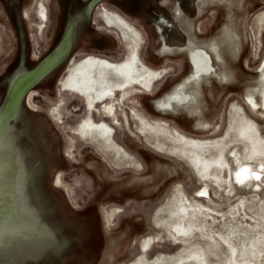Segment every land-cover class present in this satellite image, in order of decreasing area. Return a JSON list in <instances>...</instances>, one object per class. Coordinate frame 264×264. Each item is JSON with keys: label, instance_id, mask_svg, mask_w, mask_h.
<instances>
[{"label": "rangeland", "instance_id": "1", "mask_svg": "<svg viewBox=\"0 0 264 264\" xmlns=\"http://www.w3.org/2000/svg\"><path fill=\"white\" fill-rule=\"evenodd\" d=\"M115 1L0 0V264H95L111 240L116 264H264V109L246 101L264 69V0L178 12L154 0L162 22L146 35ZM231 17L237 57L222 33ZM210 39L222 83L191 67ZM198 117L210 127L194 129ZM239 163L258 179L237 183Z\"/></svg>", "mask_w": 264, "mask_h": 264}, {"label": "bare ground", "instance_id": "2", "mask_svg": "<svg viewBox=\"0 0 264 264\" xmlns=\"http://www.w3.org/2000/svg\"><path fill=\"white\" fill-rule=\"evenodd\" d=\"M121 1V0H120ZM126 1V0H125ZM129 1V0H128ZM206 1H216V0H200V7L203 6V4L206 3ZM218 1H226V3L228 5H230L232 3V0H218ZM117 3V2H116ZM125 3V2H124ZM118 4V3H117ZM129 4V3H128ZM178 6H175L174 7V10L176 12H178ZM197 7V6H196ZM165 8V7H164ZM166 9V8H165ZM174 11V12H175ZM21 12V11H20ZM132 12V11H131ZM17 13V12H16ZM60 13V11H59ZM182 13V12H180ZM80 14V13H79ZM81 15V14H80ZM170 15V14H169ZM10 16V15H9ZM77 16V15H76ZM173 17V16H172ZM186 17V16H185ZM229 17V16H228ZM175 18V17H174ZM76 19V18H75ZM176 19V18H175ZM232 17L229 19V21L227 23H225L223 26H222V33H223V36H224V39H227L229 40L230 42H233L234 44V48H233V51H232V54H233V57H237V55L239 54L240 52V36H239V33L236 29H233L231 26H230V21H231ZM189 21V20H188ZM24 22V21H23ZM55 24L56 23V19H55ZM71 22V21H70ZM69 22V23H70ZM192 22V21H191ZM190 24V22L188 23V25ZM58 25V24H57ZM186 26V25H185ZM59 27V26H58ZM174 27V26H173ZM57 28V27H56ZM180 28V27H179ZM158 29V27H157ZM181 29V28H180ZM193 29V28H192ZM57 30V29H56ZM161 35V34H160ZM196 35V34H195ZM90 36V35H88ZM89 39V38H88ZM70 41V40H69ZM86 41V40H85ZM107 41V40H106ZM198 42V41H197ZM191 42H189L190 44ZM193 43V42H192ZM191 43V44H192ZM66 44V43H65ZM105 45V44H104ZM193 45V44H192ZM206 45L208 46V48L211 50V54H209L207 51H204L203 49L201 48H197V47H194L192 49V54H191V64H192V70H193V73L195 75H203V79L205 80L206 78H210V77H215V79L219 82V83H222L224 82V78L225 76L228 74V70L226 69L225 67V60H224V56L222 55L221 53V50H220V47H219V43H217L215 41V39H210L206 42ZM58 46V45H57ZM80 46V45H79ZM78 46V47H79ZM168 46V45H167ZM170 48H171V45H169ZM68 47V46H67ZM166 47V46H165ZM174 51V50H173ZM72 53V52H71ZM29 54H30V50H29ZM31 57V56H30ZM234 59V58H232ZM54 60V58H51L48 63L46 64V66L50 65V63ZM213 60L216 62L214 63ZM71 61V60H70ZM70 63V62H69ZM69 65V64H68ZM68 65L66 66V69L68 67ZM20 68V67H19ZM3 69V68H2ZM66 71V70H65ZM27 72V71H25ZM35 72V71H34ZM19 74V72H18ZM16 75V74H15ZM38 74L35 73L33 75V77H36ZM32 77V76H31ZM258 80H257V83H259V87H257L254 91H251L249 92V94L246 96V101L249 103V105L257 110L260 106L264 109V69L261 71V74H259V76L257 77ZM13 79V77H12ZM15 79V78H14ZM61 79V78H60ZM30 80V79H29ZM54 81V80H53ZM52 81V82H53ZM210 81V80H209ZM200 82V81H199ZM50 83V82H49ZM202 83V81H201ZM30 82H27L21 87L18 89L17 91V94L16 96L14 97V100H13V104L16 103V100L18 98L19 95L22 94V92L29 86ZM48 84V83H47ZM52 84V83H51ZM200 84V83H199ZM11 85V84H10ZM46 84H44L45 86ZM38 87V86H37ZM191 87V85H190ZM200 90V89H199ZM201 94V93H200ZM31 95H32V92H30L28 94V103L30 105L31 104ZM27 96V95H26ZM199 96V95H198ZM8 97V96H7ZM171 97V96H170ZM199 98V97H198ZM7 99V98H6ZM173 101H178L181 99V96L178 94V93H175L172 95V98H171ZM184 99V97L182 98ZM8 100V99H7ZM199 101V99H198ZM6 102V101H5ZM170 102L169 101H166V102H163V105L165 106H169ZM200 104V103H199ZM196 106V105H194ZM200 107V106H199ZM199 107H196L193 109L194 112L198 111V108ZM1 108V106H0ZM192 108V107H191ZM184 110V109H183ZM200 112V110H199ZM198 112V113H199ZM14 118V117H13ZM211 125V121H209L208 119L206 118H201V117H198L197 119L194 120L193 124H192V127L196 130H203V129H208ZM252 126V125H251ZM11 128V127H10ZM12 131V130H11ZM247 132V129H243V132ZM15 134V133H14ZM14 137V136H13ZM184 143L186 144L187 147H189L190 149H192L193 151H202L204 147H202V145L196 143L195 141H191V142H188V141H185L183 139ZM16 143V142H15ZM64 144V143H63ZM17 153V151H16ZM63 154V152H62ZM17 155V154H16ZM17 163V161H16ZM28 163V162H27ZM192 163L194 165V167L197 169V171L200 173V174H205L206 172V169L208 167V161L205 160L204 158H201L200 155H196L194 159H192ZM18 165V164H17ZM15 167V166H14ZM19 168V166H16ZM17 172H20V171H17ZM234 172V178L236 180L237 183L239 184H244V183H248V182H251L252 180H256L258 179L259 177V173L252 169V166L248 165V164H240L238 165V168L237 170L233 171ZM19 176V174L17 175ZM23 177V176H22ZM60 173H57L56 176H55V182L58 184V183H61L60 181ZM232 178V176H231ZM54 179V178H53ZM54 182V183H55ZM25 184V183H24ZM59 185V184H58ZM57 186V185H56ZM26 188V187H25ZM29 189V188H28ZM27 191V190H26ZM29 191V190H28ZM27 191V192H28ZM64 191V190H63ZM7 192V191H6ZM29 194V193H28ZM6 195V194H5ZM31 195V194H30ZM100 195V194H99ZM8 197V196H6ZM13 197V196H12ZM32 197V196H31ZM19 199V198H18ZM27 199V198H26ZM33 199V198H31ZM30 200V199H29ZM14 203V202H13ZM20 207V206H19ZM17 208V207H16ZM36 208V207H35ZM20 209V208H19ZM15 210V208H14ZM38 211V210H37ZM39 212V211H38ZM11 213V212H10ZM15 212H13L14 214ZM16 215H17V212H16ZM18 218V217H17ZM15 221V220H13ZM19 221V220H18ZM27 221V220H26ZM22 222V221H21ZM28 223V222H27ZM36 225V224H35ZM49 228V227H48ZM13 229V228H12ZM18 229V228H17ZM50 229V228H49ZM10 230V229H9ZM35 230V229H34ZM104 231V230H103ZM15 232V231H14ZM13 232V233H14ZM26 232V231H25ZM105 232V231H104ZM53 234V233H51ZM19 235H22V234H19ZM27 235V234H26ZM26 239H28V236ZM54 235V234H53ZM12 236V235H11ZM23 236V235H22ZM52 236V235H51ZM50 238V237H49ZM31 241V240H30ZM114 241V240H112ZM5 242V241H4ZM3 244L4 245H7V242H5ZM51 242V241H50ZM64 244V243H63ZM112 244V243H111ZM111 244H110V247H111ZM44 245V244H43ZM50 245V244H49ZM23 246V245H22ZM48 246V245H47ZM24 248V247H23ZM11 249V248H10ZM11 250H14V249H11ZM109 250V248H108ZM36 251V250H35ZM34 251V252H35ZM58 251V250H57ZM102 251V250H101ZM17 254V253H16ZM22 254V253H21ZM62 254V253H61ZM24 255V254H23ZM33 255V254H32ZM63 255V254H62ZM14 257V256H13ZM62 257V256H61ZM8 258H11V257H8ZM7 258V259H8ZM105 258V257H104ZM11 260V259H10ZM30 260V259H29ZM13 261V259L11 260ZM4 262V261H3ZM8 263V262H7ZM103 264V263H102Z\"/></svg>", "mask_w": 264, "mask_h": 264}, {"label": "crops", "instance_id": "3", "mask_svg": "<svg viewBox=\"0 0 264 264\" xmlns=\"http://www.w3.org/2000/svg\"><path fill=\"white\" fill-rule=\"evenodd\" d=\"M177 1H178V8L182 10V7H183L182 3L185 6L186 0H180V1L177 0ZM134 2H136V4H134ZM107 6L113 8L114 10L119 12L121 15H123L126 19L131 21L134 25H136L142 31L144 35H146L148 31L149 32L155 31L158 24L162 22V14L159 12V9H158L159 4L156 3L154 0H151V1L150 0H129V1L128 0L126 1L117 0L113 3H109ZM143 30H145V32ZM159 85L160 84L154 87V90L152 93L156 94L160 91L161 88ZM113 243L114 241L111 240L106 246H104V248L102 247L99 248L98 254L95 257L97 258V261L95 262V264H102V263L103 264H116L115 263L116 259L114 257V254H113L114 252L112 250ZM110 244H111V247H110Z\"/></svg>", "mask_w": 264, "mask_h": 264}, {"label": "flooded vegetation", "instance_id": "4", "mask_svg": "<svg viewBox=\"0 0 264 264\" xmlns=\"http://www.w3.org/2000/svg\"><path fill=\"white\" fill-rule=\"evenodd\" d=\"M126 20V19H125ZM127 21V20H126ZM97 55V54H96ZM138 55H139V53H138ZM141 60V59H140ZM142 61V60H141ZM143 62V61H142ZM72 63V61H70V63H69V65ZM68 65V66H69ZM147 68H149V69H151L150 68V66L148 65L147 66ZM67 69H68V67H67ZM154 69H157V68H154ZM65 76V74H63V76L62 77H64ZM62 77H61V79H62ZM97 106H98V104H97ZM96 107V106H95ZM103 108H104V112L106 113V115L109 117V116H111V115H113V113H114V104H110V105H106L105 104V106H103ZM111 129L113 130V133H114V128H113V126H111Z\"/></svg>", "mask_w": 264, "mask_h": 264}, {"label": "water", "instance_id": "5", "mask_svg": "<svg viewBox=\"0 0 264 264\" xmlns=\"http://www.w3.org/2000/svg\"><path fill=\"white\" fill-rule=\"evenodd\" d=\"M112 30H114V32L117 34V36L119 37V36H121V33H118V31H119V29L118 28H114V29H112ZM120 32V31H119ZM120 39V38H119ZM121 40V39H120ZM121 42H122V40H121ZM84 111H83V106H82V113H83Z\"/></svg>", "mask_w": 264, "mask_h": 264}]
</instances>
